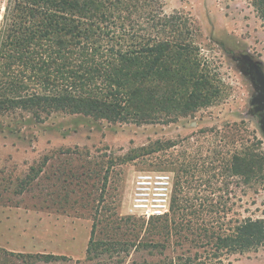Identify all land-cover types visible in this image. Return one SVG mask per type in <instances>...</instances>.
I'll use <instances>...</instances> for the list:
<instances>
[{
    "label": "rangeland",
    "instance_id": "rangeland-1",
    "mask_svg": "<svg viewBox=\"0 0 264 264\" xmlns=\"http://www.w3.org/2000/svg\"><path fill=\"white\" fill-rule=\"evenodd\" d=\"M159 1L166 16L191 24L189 38L215 68L221 98L169 125L60 113L36 121L21 110H0V264H173L186 253L168 232L180 221L176 204L185 207L186 221L199 211L212 233L237 217L264 223V22L248 0ZM8 3L0 0V28ZM217 129L237 136L234 145H220ZM253 137L258 174L246 183L226 170L233 151L251 147ZM143 172L171 174L165 217L145 219L131 210L133 181ZM69 225L77 230L75 257L61 248ZM202 243L187 255L197 253L203 264H264V243L217 256L213 240Z\"/></svg>",
    "mask_w": 264,
    "mask_h": 264
},
{
    "label": "trees",
    "instance_id": "trees-1",
    "mask_svg": "<svg viewBox=\"0 0 264 264\" xmlns=\"http://www.w3.org/2000/svg\"><path fill=\"white\" fill-rule=\"evenodd\" d=\"M248 1L264 22V0ZM162 9L159 0H9L0 28V110H21L36 121L60 113L147 126L176 123L215 105L223 91L215 68L189 38L191 24ZM216 133L220 145L236 142L227 130ZM254 140L233 151L226 170L246 183L258 174ZM178 167L186 173L183 163ZM174 208L180 221L168 232L186 253L176 254L173 264H203L197 253L187 255L202 240L214 241L216 256L264 243L259 220L237 217L212 233L199 211L186 221L185 207ZM92 246L91 237L87 255Z\"/></svg>",
    "mask_w": 264,
    "mask_h": 264
},
{
    "label": "built area",
    "instance_id": "built-area-1",
    "mask_svg": "<svg viewBox=\"0 0 264 264\" xmlns=\"http://www.w3.org/2000/svg\"><path fill=\"white\" fill-rule=\"evenodd\" d=\"M172 191L170 173H139L133 181L131 210L145 219L165 217L170 212Z\"/></svg>",
    "mask_w": 264,
    "mask_h": 264
},
{
    "label": "crops",
    "instance_id": "crops-1",
    "mask_svg": "<svg viewBox=\"0 0 264 264\" xmlns=\"http://www.w3.org/2000/svg\"><path fill=\"white\" fill-rule=\"evenodd\" d=\"M68 228L69 229H68L67 236L65 237V239H61L60 240L61 248L63 249V251L68 252L69 255H72L73 257H75L76 255H78V252L75 250L76 249V247L74 246L75 245V236H73L72 234L74 232H76L77 230H76V226H74V225H69ZM89 240H90V238H89ZM89 240H88V242H89ZM15 244H17V243H15ZM86 249H87V247H86ZM86 249H85V251H86Z\"/></svg>",
    "mask_w": 264,
    "mask_h": 264
},
{
    "label": "water",
    "instance_id": "water-1",
    "mask_svg": "<svg viewBox=\"0 0 264 264\" xmlns=\"http://www.w3.org/2000/svg\"><path fill=\"white\" fill-rule=\"evenodd\" d=\"M260 100L263 102L262 110H264V88L263 87H262V94H261ZM260 127L264 134V115L262 119L260 120Z\"/></svg>",
    "mask_w": 264,
    "mask_h": 264
}]
</instances>
